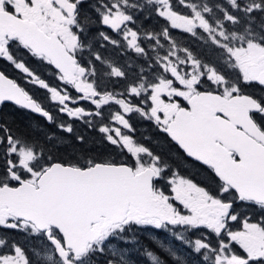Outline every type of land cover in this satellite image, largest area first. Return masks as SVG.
<instances>
[{
    "label": "snow or ice",
    "instance_id": "1",
    "mask_svg": "<svg viewBox=\"0 0 264 264\" xmlns=\"http://www.w3.org/2000/svg\"><path fill=\"white\" fill-rule=\"evenodd\" d=\"M0 264H264V0H0Z\"/></svg>",
    "mask_w": 264,
    "mask_h": 264
},
{
    "label": "flooded vegetation",
    "instance_id": "2",
    "mask_svg": "<svg viewBox=\"0 0 264 264\" xmlns=\"http://www.w3.org/2000/svg\"><path fill=\"white\" fill-rule=\"evenodd\" d=\"M38 70L43 72V69L38 67ZM11 71V70H9ZM33 91L36 93V95L38 96L39 99L43 100L45 104L48 103V101L45 99V93L43 90H39V89H33ZM137 126V137L140 139H143L145 137H154V135H152L153 133H155V129L150 127L149 125L142 123V122H137L136 123ZM145 244L149 243L148 239H144L143 241Z\"/></svg>",
    "mask_w": 264,
    "mask_h": 264
},
{
    "label": "trees",
    "instance_id": "3",
    "mask_svg": "<svg viewBox=\"0 0 264 264\" xmlns=\"http://www.w3.org/2000/svg\"><path fill=\"white\" fill-rule=\"evenodd\" d=\"M193 47L196 48L197 46L194 44ZM197 50H199V49L197 48ZM32 123H33V125L35 126V124L37 123V121H36V120H33ZM152 135H154V133H153ZM196 171H197L196 169H191V172H192V173H195ZM198 178H199V179H203V178H204V177H203V174H201Z\"/></svg>",
    "mask_w": 264,
    "mask_h": 264
}]
</instances>
